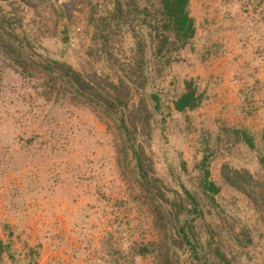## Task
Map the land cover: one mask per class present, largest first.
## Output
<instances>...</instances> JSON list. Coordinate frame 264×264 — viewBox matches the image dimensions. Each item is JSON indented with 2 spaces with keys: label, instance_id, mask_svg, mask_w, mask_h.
<instances>
[{
  "label": "rangeland",
  "instance_id": "374dc122",
  "mask_svg": "<svg viewBox=\"0 0 264 264\" xmlns=\"http://www.w3.org/2000/svg\"><path fill=\"white\" fill-rule=\"evenodd\" d=\"M116 1L0 0V264H62L64 257L77 264H264V59L252 49L231 58L227 78L250 77L256 90L250 105L240 91V106H222L216 73L225 55L243 51L241 42L227 47L232 26L207 25L222 2L191 0L197 35L158 69L148 26L132 16L120 27ZM119 1L142 18L163 12L161 0ZM52 66L74 70L111 110L50 73ZM190 79L207 96L180 113L174 104ZM235 129L251 134L257 149L237 140ZM206 171L219 194L204 188ZM186 193L198 213L187 202L194 220L181 223L199 259L162 203Z\"/></svg>",
  "mask_w": 264,
  "mask_h": 264
},
{
  "label": "trees",
  "instance_id": "16d2710c",
  "mask_svg": "<svg viewBox=\"0 0 264 264\" xmlns=\"http://www.w3.org/2000/svg\"><path fill=\"white\" fill-rule=\"evenodd\" d=\"M161 2L163 6V12L160 13V15H157L155 18H153L147 11H145V14L142 18V12L132 4L130 5V11L125 12L123 4L119 0L114 3L113 11V18L116 20L117 24L120 27H124L125 23L132 16L138 19L140 23L148 26L150 45L151 47H153L155 65L158 69L166 68L167 66H169L171 62L176 58L174 53H177L178 51L184 49L191 42V40L195 39L197 35L196 21L191 17L190 14L191 0H161ZM64 12L65 11L63 7V11H61V13ZM138 44L142 46V48L145 47L143 46L144 44L142 45V41H139ZM142 66L143 68L147 67V62L145 59L142 60ZM47 68L50 73L57 72L60 76L64 77L69 85L78 93L80 92L83 95L88 96L89 99H91V102L97 108H103V110L107 112L111 110L110 106L98 95H96L94 91L95 88L89 86L87 88L89 91L88 92L86 91L87 89L85 87H82L83 85L81 84V81H79V79L77 78L79 75L71 68H67V70L56 68L54 66ZM185 87V93L182 94L174 104L175 110L180 113H185L187 111H192L199 108L203 104V102L205 101V97L207 96V91L201 92L195 79L185 81ZM111 88H113L117 94V88L114 86H111ZM153 90L154 91L151 93V97L154 101H156V108L160 109L161 94L154 88ZM255 90V87H250L248 85L244 90L240 92L241 99L244 103H248L249 105L253 103V97L251 94ZM123 126L125 128V123L123 124ZM234 134L236 135L237 140L246 143L250 148L254 150L257 149L254 137L247 131L235 129ZM135 154L138 155L137 152H135ZM142 162L143 159L141 158L139 160V174L145 182L146 173L144 172ZM207 162L208 157L204 156L202 160V167L204 169L206 168ZM261 163L264 167V157L261 158ZM205 176L206 180L204 183V188L208 191V193L212 195L219 194L220 189L217 188L215 183L209 179L210 173L208 171L205 172ZM232 184L237 187L235 185V182H233ZM187 202L192 204V206L194 207V214L195 212L198 213V205L196 204L195 198L190 193H186V199L177 195L176 198L173 199V201H168L164 198L162 203L169 204L170 207L167 208V213L169 214L170 223L180 226L179 232L183 236V241L193 249L194 253L196 254V258L199 259L200 257L196 253L192 245L189 233L185 228V225L187 224H189V226L192 225L194 220L192 218L193 220L191 219V221H189L190 215H193V213L191 214L187 210V206H185ZM184 217H186V219L191 223L185 221V219L183 220ZM181 222H185V225L182 226ZM4 250L5 246L0 239V252H3ZM142 252L146 254L147 250L145 249L143 251H140V254H142ZM198 264L200 263L198 262Z\"/></svg>",
  "mask_w": 264,
  "mask_h": 264
},
{
  "label": "crops",
  "instance_id": "0c3cea01",
  "mask_svg": "<svg viewBox=\"0 0 264 264\" xmlns=\"http://www.w3.org/2000/svg\"><path fill=\"white\" fill-rule=\"evenodd\" d=\"M221 2L223 7H221L222 10L220 8L218 17L212 15L209 11L207 25H211L214 23V21H216L218 26L229 25L234 27V30L231 29L232 27H230V29L226 32L229 37H234V39L231 38V40L226 41L227 47L229 46L235 49V45L238 46L237 42H241L243 51H237V49H235V55H225L227 59H230L222 65L224 69H221L219 74L216 73V79L218 80V83L216 84L215 91L218 93V97L223 103L222 106H227L228 103H234L235 109L241 105V103L238 101V93L244 90L247 85L251 84L253 80L251 81L250 77H246L243 79V81H240L237 84L233 80L227 78L225 72L228 71L231 64L233 63L231 62V58H234L233 60H235L238 56L244 57L250 52L249 49H252L254 57L256 56L260 59H264V0H233L230 5H227V2L224 0H219V5ZM250 43H252L254 46L252 47ZM212 77L213 75L211 74L210 78ZM260 79L264 83V68L261 70ZM217 85L218 90L216 89ZM262 95L264 97V90H262ZM234 100L235 102H233ZM138 254L139 255L137 257L142 258L140 251ZM61 263L77 264L76 262L69 260L67 257H64Z\"/></svg>",
  "mask_w": 264,
  "mask_h": 264
}]
</instances>
